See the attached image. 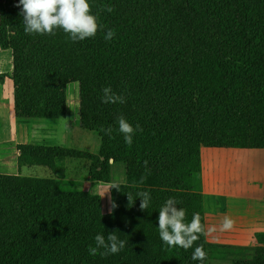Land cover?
Masks as SVG:
<instances>
[{
	"label": "trees",
	"instance_id": "16d2710c",
	"mask_svg": "<svg viewBox=\"0 0 264 264\" xmlns=\"http://www.w3.org/2000/svg\"><path fill=\"white\" fill-rule=\"evenodd\" d=\"M3 1L0 47L11 51L15 118H63L67 85L77 83L78 127L95 133L99 147L17 146L18 170L38 166L50 176L0 173V264H264V231L249 247L212 244L202 234L185 250L168 247L158 230L169 197L187 220L199 213L205 225L202 147L264 149V0H88L102 28L79 41L62 29L25 33L18 0ZM108 85L126 102L102 103ZM120 115L142 129L131 146ZM109 126L111 136L101 131ZM65 159L87 161L91 183H110L111 163H124L121 190L109 189L118 205L111 215L100 195L59 189ZM141 191L151 197L143 211ZM117 229L127 241L119 253L89 255L97 233ZM198 245L203 261L192 259ZM247 249L249 257L228 259Z\"/></svg>",
	"mask_w": 264,
	"mask_h": 264
},
{
	"label": "crops",
	"instance_id": "0c3cea01",
	"mask_svg": "<svg viewBox=\"0 0 264 264\" xmlns=\"http://www.w3.org/2000/svg\"><path fill=\"white\" fill-rule=\"evenodd\" d=\"M76 110L77 118L76 115L75 117L73 115L69 116L67 105L66 114L63 118L54 120L27 119L23 120L24 122H19L14 116L13 104H11L9 121L2 124L0 139L3 138L14 145V151L9 154L5 153L3 149L0 151V173L12 175L19 173L22 175L33 174L30 170H33L34 167H22L21 170H18L17 155L19 151L16 144H45L73 148V131H77L76 129L79 128L78 108ZM86 138V134H78L75 144L77 143V146L84 145ZM77 148L79 147H75V149ZM237 149L239 148H201V193L205 228L212 225L217 228L216 232L205 234V236L206 240L212 244L249 247L255 245L256 233L264 231V179L253 181L252 185L247 184L248 188L243 193L236 192L233 189L220 188L219 184L221 182H229L230 171L223 161L218 162L217 159L236 158L237 151L235 150ZM8 156H10V159ZM114 181L125 182V165L122 162L111 163L110 183L107 186L96 184L91 187L90 191L101 195L100 191L104 190L105 187L107 189L108 185ZM83 191L86 190L83 189ZM226 215L235 220V225L230 231L220 232V223Z\"/></svg>",
	"mask_w": 264,
	"mask_h": 264
},
{
	"label": "clouds",
	"instance_id": "9594fccd",
	"mask_svg": "<svg viewBox=\"0 0 264 264\" xmlns=\"http://www.w3.org/2000/svg\"><path fill=\"white\" fill-rule=\"evenodd\" d=\"M18 7L21 9L24 31L27 34L54 35L57 29H62L72 41H79L94 37L97 31L102 28L97 15L92 14L88 0H18ZM104 10L110 13L113 8L106 5ZM114 36L115 32L108 29L104 38L111 40ZM101 101L105 104H123L126 102V97L114 92L108 85L102 89ZM117 121L118 130L123 134L125 143L131 146L134 133L137 130L142 131V129L138 124L134 128L123 115L118 116ZM101 131L111 136L113 129L109 126L102 128ZM147 163L145 160V166ZM143 179L144 177L141 178V182ZM121 187L119 182L114 181L108 185L100 197L104 196L111 188L120 191ZM126 195L129 205L134 203L135 197H140V210L148 209L151 200L148 191L138 192L135 197L130 193ZM178 203L174 197H169L158 210L159 237L168 247H180L187 250L200 238V235L217 231L215 225L205 228L199 213H194L191 220H187L186 210L177 207ZM117 207L116 202L110 198L108 214L111 215ZM234 225L235 220L226 215L220 223L219 231H230ZM118 231L117 229L109 232L107 238L103 234L97 233L94 237L95 246L88 248L89 255L95 256L99 253L101 256H107L119 253L127 241L119 239L116 235ZM100 249L103 251L101 252ZM206 257L207 253L204 251L203 245L196 246L192 253V259L203 261Z\"/></svg>",
	"mask_w": 264,
	"mask_h": 264
},
{
	"label": "rangeland",
	"instance_id": "374dc122",
	"mask_svg": "<svg viewBox=\"0 0 264 264\" xmlns=\"http://www.w3.org/2000/svg\"><path fill=\"white\" fill-rule=\"evenodd\" d=\"M0 4L4 5V1L0 0ZM11 51L9 49H3L0 47V77L3 78L2 83H0V130L2 124H6L9 121V113L11 104H13V82L10 79L11 75ZM68 105L69 116L77 118L78 108V85L77 83H70L66 88V106ZM11 119V117H10ZM19 122H24L19 120ZM50 122V121H48ZM74 123V120H73ZM72 124V123H71ZM74 132V146L79 147L82 151H88L95 153L97 147L99 146V138L95 133L82 130L80 128L76 129ZM78 134H86L87 138L84 141L85 144L82 146H77L75 144V139ZM0 151L3 149L5 153L13 152L14 145H11L9 141L5 139H0ZM19 144H16V148ZM236 158H222L217 159L218 162L223 161L227 165V169L230 171L229 182H221L220 188L223 189H233L236 192H245L248 188L247 184L252 185L253 181L263 180L264 176V150L261 149H237ZM10 159V156H8ZM59 168L63 171L62 178L59 182V189L62 191H79L85 189L90 191L91 187L94 185L107 186V183H91L88 178V162L81 159H65L61 163H58ZM32 175L40 177L50 176L49 171L43 167H34L30 170ZM248 181V182H247ZM240 182V183H239ZM246 182V183H244ZM244 183V184H243ZM106 190V187L105 189ZM103 189L100 191L102 193ZM92 192V191H91ZM94 193V192H92ZM99 195V194H98ZM101 196V195H100ZM110 208V198L109 191L101 197V209L103 213L109 212ZM251 254V250H243L241 252H233L228 254V259L241 257L247 258ZM209 264L219 263L220 260L209 258ZM227 263V261H226Z\"/></svg>",
	"mask_w": 264,
	"mask_h": 264
}]
</instances>
